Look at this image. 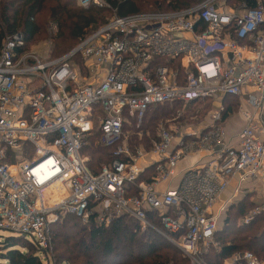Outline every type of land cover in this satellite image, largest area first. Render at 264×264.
I'll return each mask as SVG.
<instances>
[{
  "label": "built area",
  "instance_id": "obj_1",
  "mask_svg": "<svg viewBox=\"0 0 264 264\" xmlns=\"http://www.w3.org/2000/svg\"><path fill=\"white\" fill-rule=\"evenodd\" d=\"M75 1L84 10L108 8L104 0ZM254 1L203 0L180 10L114 15L49 61L18 54L21 34L8 38L0 53V230L46 252L49 227L63 215L85 224L129 217L173 242L192 264H205L202 256L218 247L220 222L242 187L264 184V0ZM76 58L85 62V78ZM226 98L240 101L247 122L234 145L224 127ZM206 100L220 109L205 123L160 127L153 138L140 131L147 146L131 145L125 128L142 127L150 109ZM95 133L113 153L97 174L82 154ZM203 154L212 161L178 172ZM150 169V181H140ZM235 179L234 193L216 210ZM176 180V188L158 190ZM260 215L264 203L244 224ZM232 259L264 264L252 252Z\"/></svg>",
  "mask_w": 264,
  "mask_h": 264
},
{
  "label": "trees",
  "instance_id": "obj_2",
  "mask_svg": "<svg viewBox=\"0 0 264 264\" xmlns=\"http://www.w3.org/2000/svg\"><path fill=\"white\" fill-rule=\"evenodd\" d=\"M201 1L104 0L108 8L84 10L75 0H0V53L8 38L22 33L27 44L46 35L51 22L58 24L55 53L62 54L76 48L84 38L103 26L108 20L107 14L125 17L150 9L180 10ZM247 1L250 6L255 5L254 0ZM43 14L45 16L41 19ZM25 52V47L17 49L20 55ZM226 99L233 100L232 104L236 102V99ZM207 101L188 107L197 108ZM168 109L169 106L152 108L142 127H126L125 131L131 127L133 132L131 145L142 144L136 141L137 132L155 135L156 128H152L157 124L154 122L170 116L174 110L169 112ZM230 109L225 107L224 118L230 114ZM203 113L204 109H196L190 112V117ZM85 142L82 154L89 158L87 166L90 171L97 174L102 165L112 161V150L100 144L99 133ZM153 174V169H150L140 181H150ZM255 206L251 200L243 199L229 208L224 225L215 237L218 247H212L202 256L205 264H223L235 254L244 252H252L264 262V215L256 217L249 225L244 224L245 217ZM81 223L80 219L69 215L61 223L51 225L48 231L50 247L46 252H40L35 245L20 236L0 237V264H44V258L46 264H71L82 258V255L77 254L84 255L82 264H188L183 254L165 237L152 229L142 231L139 224L129 217L116 219L108 228L104 225L95 226L94 222L89 223L91 225L88 227ZM154 224L158 229L161 228L159 220L155 219ZM75 250L80 251L76 253Z\"/></svg>",
  "mask_w": 264,
  "mask_h": 264
},
{
  "label": "rangeland",
  "instance_id": "obj_3",
  "mask_svg": "<svg viewBox=\"0 0 264 264\" xmlns=\"http://www.w3.org/2000/svg\"><path fill=\"white\" fill-rule=\"evenodd\" d=\"M156 11L157 10H155V9H150V10H147V11H143V13H150V12H156ZM44 16H45V14L41 15V19ZM106 16H107V18L109 20L110 18L113 17V14H107ZM38 19H40V17H38ZM19 34H21L23 36L22 33H17L15 35H19ZM57 36H58V24L55 23V22H51L48 25V30H47V34L46 35H42V36L38 37L36 40H34L32 42H29V43H27V44L24 45L25 51H26L24 54L25 55H28V56L36 57V58H38L41 61H49V60H54L56 58L62 57L64 55L70 53L73 49H75V48L70 49L67 52L62 53V54H59L58 52L55 53V38ZM72 63L76 67V69L78 71L79 70L81 71L82 78H85V76H86V73H85V62L82 61L80 58H76ZM235 101H236L235 104H232L231 103V102H234L231 99H225L222 102L223 103V106H225V107H227V106L228 107H231L230 114H228V117L229 118L231 116H233L234 114L239 113V109H240L239 107H240V104L241 103H240L239 100H235ZM194 107H196V106H194ZM194 107H191L190 106V107L187 108V107H184L181 104H175L174 106H169V109H168L169 112L172 109L174 111L167 118H165L163 120H160V121H157V122H154V123L157 124V126H155V127L152 128L154 130L156 128L155 135H152L150 133H147L146 135L145 134L144 135L146 137L149 135L151 138H153L154 136L156 137L157 132H158V129L160 127L166 128V129H177V128H180V127H183V126H188L190 128L191 127H196L198 125H201V124L205 123L206 120H207V118L209 119V116H210L211 113H213L214 111H217V110L220 109L219 103L214 102V101H210V100L207 101V102H204L202 105L201 104L198 105L197 108H194ZM192 109L193 110H196V109H204V113L201 116L197 115L195 117H190V115H191L190 112L193 111ZM96 129H98V125H96ZM125 132L128 134V137L130 136L132 138V133L133 132L131 130V127L128 130H126ZM138 133L139 132H137V136H136L137 140L136 141H138L139 143H142V144L136 145V146H144V147L147 146V141L140 142V139L138 137ZM147 161L149 162V160H147V159L143 160V162H147ZM250 196H251V199H250ZM254 197H256V196L253 195V194H250L249 196H247L246 194H244L241 197L236 198L235 203H237L238 201L243 200V199H247V200L249 199V200H251V202H253V204L256 205V206L259 205V204L264 203L260 199L254 201ZM229 208L225 212V214H224V216H223V218H222V220L220 222V230L222 229V227L224 225V220H225V218H226V216L228 214L227 212L229 211ZM66 216L69 217V215H63L62 218L60 219V221H57V222L53 223L52 226L53 225H56L58 223H61L62 220H64V218ZM81 224L82 225H86V227H88V226L91 225V224H85L84 222H82ZM111 224L112 223H109V224L108 223L97 224V223L94 222V225L95 226L104 225L106 228H108ZM51 227H49V228H51ZM8 236H16V235L13 234V233H11V232H8V231L0 230V237L3 238V237H8ZM170 243L172 244V246H174L175 248H177L183 254V257L188 260V264H192L191 259H189L173 242H170ZM75 251H76V253H79L80 250H75ZM77 255H82V258H79L77 260L72 261L71 264H82L83 263V261H84V258H83L84 255L83 254H77ZM179 257H182V256L179 255ZM180 259H183V258H180ZM232 261H233V259L232 258H229L223 264H232ZM44 264H46V259L45 258H44Z\"/></svg>",
  "mask_w": 264,
  "mask_h": 264
},
{
  "label": "crops",
  "instance_id": "obj_4",
  "mask_svg": "<svg viewBox=\"0 0 264 264\" xmlns=\"http://www.w3.org/2000/svg\"><path fill=\"white\" fill-rule=\"evenodd\" d=\"M255 118L257 119L258 116H256ZM261 121L264 124V118H261ZM246 124H247L246 120L239 113L234 114L230 118L228 116L227 118H224V127L227 133V141L230 142L232 145L237 144L238 136L240 135L241 131L245 128ZM147 160H149V162L141 161L140 164L142 167H147L148 164L151 162L149 158ZM210 161H212V157L209 154H203V155L191 157L190 159H187L186 161H184L179 165L178 172L182 174L184 170L190 167H193L195 165H206ZM178 181L179 180L174 181L171 185H161L159 186L158 190L165 192L169 189L176 188L178 185ZM237 186H238V182L237 179H235L231 183L229 192L222 198L221 202L217 205L216 210H219V208L222 207V204L225 203L226 200L232 196ZM244 194H253L256 196L254 197V201L260 199L261 201L264 202V184H262L261 182L247 183L242 187V192L238 197H241Z\"/></svg>",
  "mask_w": 264,
  "mask_h": 264
}]
</instances>
